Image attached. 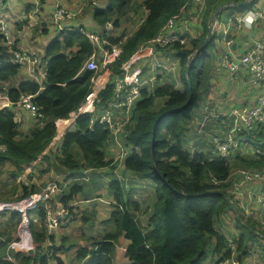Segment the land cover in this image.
<instances>
[{
	"label": "trees",
	"instance_id": "trees-1",
	"mask_svg": "<svg viewBox=\"0 0 264 264\" xmlns=\"http://www.w3.org/2000/svg\"><path fill=\"white\" fill-rule=\"evenodd\" d=\"M235 1L238 0H203L202 16L197 19L194 29L200 33L189 35L188 39L183 35L186 36L184 43L171 41L172 49L168 55L175 58L177 64L183 63L188 52L201 42L212 12L223 3ZM255 1L225 8L242 11ZM129 3L132 1L105 0L100 6L89 9L94 25L101 26L106 20L112 23L108 32L102 28L92 30L110 43H119L121 48L118 56L100 70L108 71V78L97 91V111L106 107L111 98V80L119 72L120 64L143 41L153 37L169 17L179 14L184 10L182 8L193 6L190 0H141L142 17L136 28L129 34L117 32L119 18L133 6L128 7ZM26 7L30 10L31 4ZM211 37L203 47L195 50L187 72H184V66L178 68L179 85L173 84L169 72L162 74L161 67L154 68V71L160 69L155 73L153 86L140 87L120 133L124 151L120 158L122 172L135 173L152 182L154 200L146 223L142 226L134 218L131 209L137 208V203L128 198L120 178H109L107 197L113 204L105 219L111 223L112 230L93 237L89 247L75 249L74 256L79 258L76 263L111 264L114 242L121 234L126 240L123 247L126 264H206L208 257L211 258L209 264H217L232 253L236 254L240 264H247L242 259L250 251L255 255L251 264H264V246L260 245V250L254 247L255 238L264 240V226L256 227L257 221L249 217L243 219L225 197L231 184V160L237 159L255 169L264 166V128L258 126L253 134L248 135L250 138L246 141L250 152L248 149L234 151L221 157L213 152L211 145L206 147L202 141L203 134H209L211 142L213 131L230 122V103L220 106L216 101L212 104L209 99L214 86L211 82L213 75L209 70L204 71L203 65L208 54L206 48L212 43ZM13 41L8 44L0 36V90L10 103L0 108V164L8 161L18 173L46 148L55 135L59 119L75 112L88 91L92 71L83 68L82 63L93 46L78 28L57 30L42 47L46 60L42 80L38 83L25 75L15 78L20 65L12 60L11 48L17 47ZM145 71L150 72L148 64L144 66ZM216 88L219 90L217 85ZM20 94L31 95L30 102L38 113L35 118L31 117L33 124L27 133L18 129L12 109ZM153 97H163L157 108H153ZM90 116L86 112L78 113L55 146L59 165L68 170L62 182L57 183L58 201L67 208V216L72 212L73 198L90 197L87 186L84 187L86 181H79L85 179L82 169L103 167L112 162L111 158L105 157L102 148L109 129L105 123L91 120ZM58 126L61 127L62 123ZM78 168L82 171L78 172ZM26 190L21 196L29 192ZM44 205L45 201L36 204L39 229L30 225L33 246L28 247L26 254L20 251L12 254L18 260L16 264H64L50 243L43 244L46 239L53 240V234L47 233L44 226ZM225 213L231 214L234 231L228 232L220 227L218 219ZM3 217L17 224L20 213L16 210L0 211V218ZM228 238L234 242L233 249L228 247ZM3 242L0 238V245ZM250 244L253 245L249 247ZM248 248L252 249L248 251ZM3 258V252H0V264H9Z\"/></svg>",
	"mask_w": 264,
	"mask_h": 264
},
{
	"label": "built area",
	"instance_id": "built-area-1",
	"mask_svg": "<svg viewBox=\"0 0 264 264\" xmlns=\"http://www.w3.org/2000/svg\"><path fill=\"white\" fill-rule=\"evenodd\" d=\"M27 1L31 4L29 15L37 16L44 3H48L50 22L56 30L78 28L93 46L92 51L82 63L83 68L92 71L89 77L88 91L75 112L67 118L59 119L57 125L62 123L59 134L71 127L72 119L78 113H89L91 120L97 119L98 122L107 125L113 141L120 147L116 150L115 156L121 157L124 151L121 146L120 133L128 120L131 104L138 97L140 87L143 86V80L145 78L153 80L155 67H166L160 57L164 58L165 50L163 48L167 44H170L171 41L182 43L184 40V33L173 28L176 15L169 17L153 37L143 41L129 58L120 64L119 72L111 80V98L106 103V107L96 111L97 91L108 78V71L100 73V70L118 56L121 48L119 43H110L97 31L87 29L81 22H75V20L80 16L83 6L89 5V8H92L98 7L102 3L100 0H78L74 7L69 8L64 5L63 0ZM190 1L198 9H201L203 0ZM218 11L219 9L211 22L210 35L214 34L215 47L218 49L213 53V65L216 71L218 70L222 75L221 88L229 92L236 91L238 98L235 103H230L229 124L224 128H219L218 131H213L210 136L213 152L224 157L234 151L245 152L248 149L250 152L249 144L246 141L247 138H250L248 135L253 134L258 126L264 128V38L261 35V29L264 28V0H256L251 7L232 12L233 14H226L224 17H220ZM12 20L11 16L6 15L0 9V36H3L8 44L12 40L9 31ZM101 28L104 32L111 30V21H104ZM241 30L247 31L245 32L247 38L243 40L241 39ZM233 43L234 47H232ZM10 52L12 60L24 68L25 76L40 83L46 60L42 53L33 48L20 46L11 48ZM166 53L169 54V51ZM146 64L149 65L150 72H144ZM251 92H254V95L251 96ZM2 96L6 99L2 100ZM30 97V94H20L14 103L25 109L30 117L35 118L38 113L30 102ZM7 103L9 100L6 95L0 93V108ZM117 109L122 111L119 115ZM262 153L264 152L262 151ZM232 173L235 177L230 181L231 184L226 190L227 202L234 208L235 213L242 214L245 218H255L256 214L248 205L257 204L262 208L259 210H264L263 171L252 166H244L238 167ZM254 186L257 188L255 192L252 191ZM54 191L58 192L59 188L58 186L56 188L53 183L47 185L40 192H29L17 201L3 203L0 206V210H16L20 213L22 226L19 225L18 231L22 237L20 239H24L26 243H29L27 240L28 230L24 225L27 210L36 207L39 201L50 199V194ZM44 208L45 217L43 220L48 230L56 225L59 218L64 217L67 209L59 202L55 204L53 210L47 208L46 204ZM227 242L228 247L233 249L232 239L228 238ZM217 264L240 263L238 258L230 255L220 259Z\"/></svg>",
	"mask_w": 264,
	"mask_h": 264
},
{
	"label": "rangeland",
	"instance_id": "rangeland-1",
	"mask_svg": "<svg viewBox=\"0 0 264 264\" xmlns=\"http://www.w3.org/2000/svg\"><path fill=\"white\" fill-rule=\"evenodd\" d=\"M105 0H100L101 3H103ZM132 3H129L128 7H131L128 10V12L121 16L119 18L118 25L116 26V31L120 32L123 31L125 34H129L132 30L136 28L137 23L142 17L141 11V0H131ZM64 5H66L69 8H72L76 5L78 0H63ZM229 4L223 3L219 8L214 10L212 14L210 15V18L208 20V24L213 21L215 12L219 9L218 13L220 14V17L226 16L227 13H229V9H231V13L235 12L236 10L233 8H225ZM89 5H85L82 8V12L80 16L75 20V22H81L82 17L84 16L87 11H89ZM191 13H187L186 18L193 19L194 17L196 19H200L202 16L203 11V3L201 9H198L197 6H192L190 8ZM45 16H38V18L34 19L31 17L32 15L28 16V19H21L19 20L20 24L27 25V30L31 34V38H35L38 36V33L40 32L39 29H41V26L46 24L48 22L47 32L54 34L57 30L55 27L52 26L50 22V16L49 14H45ZM35 16V15H33ZM34 20V21H32ZM14 21V20H13ZM207 24V25H208ZM87 29H100L101 26L96 24L94 25V22L92 21L91 24H88L85 26ZM46 29V28H45ZM200 33V30H198L197 34ZM206 33V32H205ZM12 38H13V34ZM187 36L191 35L190 33L185 34ZM193 35V34H192ZM205 35V34H204ZM185 36V39H186ZM204 37V36H203ZM247 38V35L245 32H241V39ZM30 39V38H29ZM203 39V38H202ZM215 36L212 34L211 37V45L206 48V52H208L205 62L203 65L204 71H210L212 72L214 67V58L213 53L217 51L218 49L215 47L214 42ZM38 41V40H37ZM202 41V40H201ZM15 44L16 39L13 41ZM171 45L167 44L163 50L165 52L170 51ZM40 53L41 50L38 49ZM195 51V46L188 52V54L185 56V60L180 65L175 62V58H171L170 55L166 54L164 55V58H161L162 61L165 63V65L172 63H176L172 65L171 70L162 68L163 71L162 74H165L169 72L172 77V82L175 85H179L180 82L178 81V68L182 69L183 64H185L188 60V57L193 55ZM158 56V55H157ZM157 56L155 58L157 59ZM168 57V58H167ZM179 66V67H178ZM23 67H19V71L15 78H18V76H23ZM160 68H157L154 73L158 72ZM101 73V71H100ZM183 76L186 78V74L184 73ZM154 84L151 79L145 78L143 80V85L150 88ZM209 99L211 100L212 104L216 101L217 103L221 105L229 104V103H235L237 101L236 91H222L221 84L216 83L213 84ZM229 90V87H228ZM1 93V90H0ZM251 96L254 95V92H251ZM221 100V102L219 100ZM163 102V97H153V108H157L161 105ZM13 105V111L15 112L16 121L18 123L17 127L21 131V133H27L30 130L31 124H33V121H31V117L29 116L28 112L23 109V111H19L18 109H21L20 107H14ZM198 108V107H197ZM95 110H96V104H95ZM97 111V110H96ZM118 112V115L122 112L121 109L116 110ZM16 112L18 114L16 115ZM70 119V118H68ZM214 125V124H213ZM211 124L210 127H213ZM58 127V128H57ZM55 135L51 139V141L47 144L46 148L43 149L41 153H39L28 165L24 166L23 169L15 173V170L13 168V165L9 163L8 161H4L0 164V206L3 203L17 201L19 198L23 197L21 196L22 192L27 189L29 192H40L41 190H44V188L47 185L55 184L57 188V183L62 182V178L66 176L68 173V170L64 168L63 166L59 165V162L57 160V157L55 155V146L59 142L60 137L59 133L61 132V127L57 125ZM203 145L206 147H209L211 145V142L209 140V134H203ZM53 142V143H52ZM102 148L105 153L106 158H111L112 162L111 164H108L107 166L98 167V168H89V169H82L83 172L81 173L82 176L84 175L85 179H79L86 181L87 185H84V187L87 186V192H89L88 196H90L88 199L81 198L79 200H76L73 198L72 203L70 204L71 211L70 216H67L68 211L66 209V213L63 215L64 217H61L57 220V223L55 226H53L51 229H47L46 224H44L46 230L49 234H53V240L52 242L47 241V239L44 241V246L48 245L49 243L53 246L55 255H58L64 264H78L76 263L79 258H75L74 251L80 246H86L89 247L91 245V239L93 237H99L103 232L106 230H112V225L108 221H106L105 217L108 215L109 209L112 207V201L109 200L107 197V181L109 178H117L120 180L124 188L128 192V198L136 201L137 208L131 209V212L134 216V218L142 225L146 223L147 215L150 213L152 202L154 200L153 195V187L152 182L146 178L141 177L140 175L136 174L138 178L129 177L128 173L121 172L119 167V159L121 157H116V150L120 147L113 141L112 136L109 134L107 140L103 143ZM45 154V156H44ZM75 154H73V157ZM230 171H233L240 167H244L245 164L242 162H239L237 159H233L230 161ZM244 165V166H243ZM118 169V170H117ZM77 169V171H82ZM26 190V191H27ZM56 191V190H55ZM52 192L50 194V199L45 201L46 207L50 208V210H53L55 207V204L58 203V192ZM28 192V193H29ZM26 193V194H28ZM25 194V195H26ZM112 203V204H111ZM0 211H4L1 209ZM65 212V211H64ZM26 220L24 222L25 229H27V240L29 243H26L24 239H20L19 235V225L22 226V218L20 216V219L17 224H13L14 222L11 219H7L3 217L0 218V238L4 241L2 245H0V252H3V260L8 262L9 264H16L18 260L14 258L12 255L15 251H20L22 254H26L28 247H32V239H31V233H30V225H32V228L38 230L39 229V221L38 216L36 215V207L27 210L26 214ZM66 216V217H65ZM259 220V221H258ZM256 220L255 222L256 227H260V225L264 226V223L260 221V219ZM13 222V223H12ZM218 223L220 227L223 229H226L228 232L232 231L233 228V219L229 213H225L221 216V219H218ZM261 223V224H260ZM15 225V226H14ZM14 226V227H13ZM254 247L256 249H261L260 245L264 246V240L257 237L254 239ZM126 240L123 238L121 234H119L114 242V251L112 254V263L111 264H126L125 256L123 255V247ZM253 244H250L249 247H251ZM252 248H248V251ZM235 253H232V256L235 257ZM253 257L255 255L253 252H249L247 256L242 260L246 262L247 264H251L254 260ZM208 261H211V258H207L206 264H209ZM49 263H52L51 260H48ZM31 264V263H29Z\"/></svg>",
	"mask_w": 264,
	"mask_h": 264
},
{
	"label": "crops",
	"instance_id": "crops-1",
	"mask_svg": "<svg viewBox=\"0 0 264 264\" xmlns=\"http://www.w3.org/2000/svg\"><path fill=\"white\" fill-rule=\"evenodd\" d=\"M27 4H28L27 0H0V9L4 13H6V15L11 16L12 19L14 20V21L12 20V22L10 24L9 31H10V34H13V38H12V35H11V39H16L17 46L33 48V49H36V50H38V49L42 50L43 45L47 42V40L50 38L52 33H50V32L48 33L47 32V27H48V22H47L46 24L41 26V29H39L40 32L38 33V36H36L35 38L34 37L31 38V34L27 30V25L19 23V20H21V19H25V18L28 19L27 15H29V12H28L29 8L26 7ZM47 4L48 3H44V5L42 6L40 12L37 14V16H33L32 15L31 17L36 19V18H38V16L45 15L47 13L49 14L50 8H49V6ZM27 8H28V10H27ZM182 9H184V10H180L179 14H176V16L174 17L173 28L176 29V30L177 29L181 30L182 33H184L183 35H185L186 33H190L191 35L192 34H197L198 31L194 30V29H196L197 19L195 17L193 19L186 18L187 13H191L190 7H188L187 9H185V8H182ZM230 11L231 10H229L228 12H230ZM227 14H229V13H227ZM22 16H25V17H22ZM32 21H34V20H32ZM91 22H92V18H91L90 12L87 11V13H85L84 16L82 17L81 23L84 26H87L88 24H91ZM45 28H46V31H45ZM43 31H45V32L43 33ZM241 32L244 33V32H247V31L241 30ZM261 35L264 38V28L261 29ZM184 42H185V37H184V40H183L182 43H184ZM173 62L170 63V64L165 65L166 67L164 69L171 70L172 65L176 64V63H173ZM21 69L23 71V75H26L24 68H21ZM212 69H213V71H212V75L213 76L211 75L212 76L211 82L213 84L216 83V85H217V83L221 84L222 83V77H221L222 75H221V73L218 70L216 71L215 68H212ZM1 98H2V100L6 99V98H4V96H2ZM7 104H5V105H7ZM14 105H15L14 107H16V106L20 107L17 104H14ZM18 110L21 112V111H23V108L18 109ZM17 114H18V112H16V115ZM14 119L16 120L15 114H14ZM60 135L61 134H59V136H57V137H60ZM118 163H119L118 169L122 172V169H121L122 165L120 163V159H119ZM258 170H261L264 173V166H262L261 169H258ZM125 173H128V176L129 177H133V179L134 178H138V176L135 173L124 172V174ZM234 177H235V175H233L232 171H230V174H229L230 181L234 180ZM256 189H257L256 186H254L252 188V191L255 192ZM248 206H249V208H252L253 209L252 212H254L256 214L255 218H250V219L255 220V221L260 219V221L264 223V210H259V209H262V208L259 207L257 204H254V206L249 204ZM241 216L243 217L242 214H241ZM243 218H245V217H243ZM232 231H234L233 228H232Z\"/></svg>",
	"mask_w": 264,
	"mask_h": 264
},
{
	"label": "water",
	"instance_id": "water-1",
	"mask_svg": "<svg viewBox=\"0 0 264 264\" xmlns=\"http://www.w3.org/2000/svg\"><path fill=\"white\" fill-rule=\"evenodd\" d=\"M247 0H238V1H235V2H230V3H226V4H229L228 6L232 5V6H235V5H242L244 3H246ZM226 6V5H224ZM227 7V6H226ZM216 13V12H215ZM211 29H212V24L209 23L207 25V29H206V33L202 39V41L199 43V45L195 48V50L203 47L205 45V43L207 42L210 34H211ZM234 43L232 44V47H234ZM191 58V57H190ZM190 58L187 60V62L184 64V72H187V67H188V62L190 60ZM187 84H189L188 80H187ZM74 121V118L72 119V122ZM256 234H258V232L254 231Z\"/></svg>",
	"mask_w": 264,
	"mask_h": 264
},
{
	"label": "clouds",
	"instance_id": "clouds-1",
	"mask_svg": "<svg viewBox=\"0 0 264 264\" xmlns=\"http://www.w3.org/2000/svg\"><path fill=\"white\" fill-rule=\"evenodd\" d=\"M8 104H10V103H8ZM8 104H7V105H8ZM5 106H6V105H5ZM72 123H73V122H72Z\"/></svg>",
	"mask_w": 264,
	"mask_h": 264
},
{
	"label": "bare ground",
	"instance_id": "bare-ground-1",
	"mask_svg": "<svg viewBox=\"0 0 264 264\" xmlns=\"http://www.w3.org/2000/svg\"><path fill=\"white\" fill-rule=\"evenodd\" d=\"M22 231H23V229H22Z\"/></svg>",
	"mask_w": 264,
	"mask_h": 264
}]
</instances>
